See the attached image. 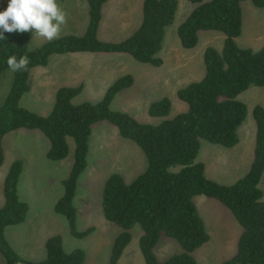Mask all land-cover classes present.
<instances>
[{"label": "trees", "instance_id": "1", "mask_svg": "<svg viewBox=\"0 0 264 264\" xmlns=\"http://www.w3.org/2000/svg\"><path fill=\"white\" fill-rule=\"evenodd\" d=\"M88 25L82 35L67 34L36 49L28 48L32 32L4 33L0 39V74L9 67V56L26 57V70L13 71L11 87L0 104V166L4 161L3 138L17 129L39 130L49 142L47 158L65 159L68 138L75 144L74 161L63 180V194L54 211L66 217L71 234L88 236L93 228L77 229L78 209L74 203L77 182L88 166L93 126L102 121L115 125L121 137L133 141L143 152L147 166L127 183L118 172L106 178L101 207L105 219L121 228L116 236L109 264H117L131 240V228L139 225L143 234L139 246L145 264H197L194 251L207 243L210 235L195 197L206 196L224 205L240 226L235 254L221 264H264V192L260 181L264 173V106L256 104L252 116L256 125L253 160L249 171L231 184H222L206 175V165L197 161L201 141L224 147L239 142L238 129L247 117V105L237 96L251 86L264 87V44L259 49L238 45L242 32V2L264 8V0H188L194 4L179 24L177 34L184 48H194L201 30L224 33L221 50L208 45L203 52L204 74L177 89V97L187 104L184 111L159 123L141 122L124 110H114L116 95L134 83L132 74L121 75L97 102L73 103L82 86L60 87L51 111L39 114L20 104L30 91V73L48 63L52 54L70 52L127 53L140 63L155 67L163 64L167 28L174 22L179 0H143L138 27L120 41H103L98 36L103 6L108 0H86ZM1 3V0H0ZM172 101L164 96L152 101L148 113L166 117ZM23 161H13L3 183L4 205L0 207V253L6 264H84L83 249H63L59 234L45 244L46 258L31 261L19 255L5 236V228L22 223L29 206L18 193ZM162 236L176 240L180 253L160 260L155 247Z\"/></svg>", "mask_w": 264, "mask_h": 264}, {"label": "rangeland", "instance_id": "2", "mask_svg": "<svg viewBox=\"0 0 264 264\" xmlns=\"http://www.w3.org/2000/svg\"><path fill=\"white\" fill-rule=\"evenodd\" d=\"M142 1L110 0L104 5L105 10L98 31L99 38L103 41H120L129 36L141 22ZM56 2L65 13V23L60 26V31L54 39L67 34L82 35L88 22L87 1L56 0ZM6 5L7 0H1L0 10ZM193 6L194 4L188 0H179L175 20L167 28L163 48L159 52V56L163 58L161 66L140 63L127 53H121L125 54L121 57L122 60H119L123 66L118 64L113 66L103 59L102 65L101 63L93 65V67L102 66V69L93 72L90 78L94 82L93 87L77 95L73 103L99 101L106 88L117 77L130 73L134 77V84L116 95L111 103L112 109L124 110L141 122L153 124L186 110L187 104L177 97V89L203 76L204 49L211 45L221 50L225 37L221 31L201 30L197 45L190 49L184 48L180 43L177 28ZM242 9L244 21L251 19L249 15L254 13L263 16L264 19V8L256 7L250 1H243ZM246 27H244L245 31ZM262 41L264 43V38ZM46 42L48 40L33 33L28 48L36 49ZM237 43L243 47L247 45L243 39H238ZM54 60L55 58L51 62L52 65L61 64L60 60L56 62ZM54 72V70L50 71V74ZM12 79L13 70L10 68L0 74V104L11 87ZM30 84L31 89L23 95L20 104L31 110L49 112L54 105V98L41 102L38 98L43 94L33 89V76ZM258 88L252 86L251 89L237 96V99L247 105V117L238 129L239 142L235 146L224 147L206 140L201 141L196 160L203 161L206 165L207 177L219 183L231 184L250 169L256 139L252 103L255 97L258 95L260 97V94L253 95L252 92L259 90ZM164 96L172 101L170 113L166 117L149 115V104ZM35 132L40 135L26 134L23 131L11 132L7 135L8 151L0 166V207L5 201L3 194L5 176L11 163L17 159L23 161L18 183L19 197L29 206L22 223L5 228L7 240L22 257L31 261H41L47 255L45 247L47 239L59 234L65 251L76 248L85 251L84 264H109L112 246L121 228L107 221L103 215L101 207L103 184L113 172L120 173L127 183L135 179L147 166L143 152L133 141L121 137L117 127L108 121L94 125L90 138L88 166L78 179L74 198L78 209L77 229L93 228V231L88 236L77 238L71 234L66 217L54 211L55 202L64 191L62 182L69 175L74 161V141L68 138L69 154L65 159L53 161L45 154L49 146L48 139L40 131ZM260 187L264 192V173ZM195 203L206 222L210 239L195 250L193 255L197 264H221L235 254L240 226L230 211L218 201L202 195L195 197ZM130 232L131 240L117 264H145L139 246L143 231L139 225H134ZM154 251L158 259L165 260L173 254L180 253L182 248L176 240L162 236ZM0 264H6L1 253Z\"/></svg>", "mask_w": 264, "mask_h": 264}, {"label": "crops", "instance_id": "3", "mask_svg": "<svg viewBox=\"0 0 264 264\" xmlns=\"http://www.w3.org/2000/svg\"><path fill=\"white\" fill-rule=\"evenodd\" d=\"M109 1L110 0H108L107 3ZM107 3H105L104 5H106ZM104 10H105V6H103L102 11L104 12ZM242 16H243V9H242ZM251 16L249 15V17L251 19H253V22H251V19H247V21H244V16H243L242 32H241V35L236 38V41L238 39H243V42H247L246 47H252L254 49H259L264 44L262 41L264 38V19H263V16H258L255 13H254V15H251ZM88 17H89V15H88ZM249 17L247 16V18H249ZM87 25H88V22H87ZM261 25H262V27H261ZM244 27L247 28L246 31H245ZM124 55L125 54H121V52H118V53L70 52V53H62V54H59V53L52 54L49 57L48 63L46 65L36 66L31 70L29 81L31 80V78L33 76V89H35L36 92L43 94L41 97L38 98V100H40L41 102L42 101L46 102L45 100H47V99L52 100V98H54V102H55V95H56L57 90L60 87H63V86H82L81 93L88 90V89L90 90L91 87H93V83H94L93 80H90V78H92L93 72L95 73V72H98L99 70L102 69V66H98V67L94 66L95 69L93 70V68H94L93 65H95L96 63H101V65H102L103 61L104 62L107 61L108 64L111 63L113 66L115 64H118V66H121L122 63H120L119 60L121 61L122 60L121 57ZM53 58H55L54 62L60 60L61 64H58L56 66L54 64L52 65L51 62H52ZM103 59H106V60H103ZM53 70L55 71L54 74H50V71H53ZM125 74H127V73H125ZM122 75H124V74H122ZM30 86H31V84H30ZM251 87L249 89H251ZM255 87H257V86H255ZM249 89H247L246 91H248ZM258 89L259 90H253V92H252L253 95H254V93L260 94V97H259V95L257 97H255L256 99L252 103V107L256 104H261L264 106V87H259ZM39 106H41V105H39ZM32 111L37 112L39 114L46 115L51 110L49 112H39V111H35V110H32ZM100 123H102V122H100ZM99 125H102V124H99ZM105 125H107V124H105ZM18 131L19 132L23 131L26 134L40 135L38 132H35V131H39L36 129H17V130L11 131V132H18ZM11 132L7 133L4 136L3 142H2L5 157H6V154L8 151L7 145H6L7 135L10 134ZM48 148H49V146L47 147L45 154H47ZM1 200H2V198H1Z\"/></svg>", "mask_w": 264, "mask_h": 264}, {"label": "clouds", "instance_id": "4", "mask_svg": "<svg viewBox=\"0 0 264 264\" xmlns=\"http://www.w3.org/2000/svg\"><path fill=\"white\" fill-rule=\"evenodd\" d=\"M65 23V13L56 0H7V5L0 10V39L4 33H23L31 31L51 41L57 37L60 26ZM13 71L26 70L27 58L18 60L9 56L6 61Z\"/></svg>", "mask_w": 264, "mask_h": 264}]
</instances>
